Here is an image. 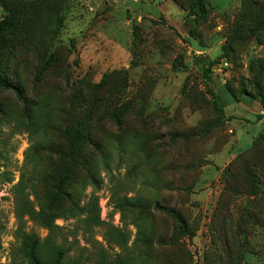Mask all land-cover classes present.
<instances>
[{
  "label": "rangeland",
  "instance_id": "374dc122",
  "mask_svg": "<svg viewBox=\"0 0 264 264\" xmlns=\"http://www.w3.org/2000/svg\"><path fill=\"white\" fill-rule=\"evenodd\" d=\"M27 1L31 31L45 57L57 51L71 80L99 83L106 74L107 93L118 105H129L122 129L109 125L108 165L99 171V187H87L82 204L96 196L101 219L125 232L128 247L136 228L129 212L114 205V193L180 210L194 236L178 234L176 246L153 245L159 258L150 264H264V24L247 20L260 15L258 7L248 0H203L207 14L196 17L174 0ZM50 4L60 8L58 21L45 11ZM6 15L0 4V20ZM24 55L17 71L33 95L39 64L31 46ZM214 102L227 118L222 125L212 124L218 116ZM143 103L141 117L136 110ZM29 126L14 93L0 92V264H10L17 242L15 187L31 172L25 159L34 142ZM245 163L259 172L257 192L233 194L227 205L229 172L238 174ZM151 213L157 233H177L172 217L154 208ZM56 223L76 229L83 244L79 222ZM27 227L46 234L33 222ZM227 227L244 232L239 248ZM104 230L90 232L103 246Z\"/></svg>",
  "mask_w": 264,
  "mask_h": 264
},
{
  "label": "trees",
  "instance_id": "16d2710c",
  "mask_svg": "<svg viewBox=\"0 0 264 264\" xmlns=\"http://www.w3.org/2000/svg\"><path fill=\"white\" fill-rule=\"evenodd\" d=\"M174 1L183 8L188 6L196 17L207 14L203 0ZM248 1L251 7L257 6L261 12L260 15H248L249 23L251 20L255 24H264V0ZM0 4L7 11V15L0 20V92L12 91L17 101L21 102L34 140L25 156L27 164L32 163L31 172L15 187L17 242L11 251L10 264H150V260L159 258L158 253L155 256L152 254L153 245L165 243L176 246L181 241L178 234L193 237L194 233L180 210L158 203L151 205L140 197L114 193V205L122 213L129 212L131 223L136 228L133 246L128 247L125 232L101 219L96 196L91 194L88 201L82 204L87 187H99V171L108 165L111 147V140L107 137L109 125L120 131L129 105H118L107 93L106 74L99 83H93L87 77L71 80L68 66L57 51L45 57L36 36H33L35 32L31 31L32 20L28 16L30 3L27 0H0ZM59 10L53 4L45 6V11L56 21L59 20L56 16ZM31 11H36V8ZM48 28L46 25L44 32L47 33ZM30 46L35 53L34 64H39L34 66L33 95L24 89L17 71L24 60L18 59V56H25ZM226 47L224 45L223 49ZM215 63L217 60L209 62L205 70L207 78V72ZM211 95L214 98L213 92ZM115 102L118 107L113 104ZM261 103L264 107V102ZM214 105L218 116L212 124L222 125L227 118H224L223 110L216 102ZM143 111L144 103L136 112L142 117ZM132 143L133 140L130 141ZM242 168L238 174L226 168L230 177L223 203L227 204L232 195L239 192L246 195L257 192L259 172L247 163ZM182 189L189 192L187 186ZM153 208L172 217L177 226L176 234L173 232L167 236L156 232L155 226L150 223ZM58 218L74 219L80 223L83 244L78 239L79 232L76 229L65 230L56 223ZM28 221L45 229L46 234L41 236L28 228ZM95 227H104L102 240L105 246L91 237L90 232ZM228 228L233 245L239 248L244 241L241 239L244 232ZM224 244L229 251L228 244L225 241ZM112 245L117 246L118 251Z\"/></svg>",
  "mask_w": 264,
  "mask_h": 264
}]
</instances>
